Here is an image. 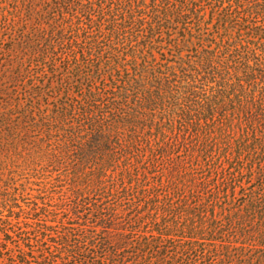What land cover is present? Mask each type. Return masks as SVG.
Segmentation results:
<instances>
[{"label":"trees","instance_id":"obj_1","mask_svg":"<svg viewBox=\"0 0 264 264\" xmlns=\"http://www.w3.org/2000/svg\"><path fill=\"white\" fill-rule=\"evenodd\" d=\"M0 264H264V0H0Z\"/></svg>","mask_w":264,"mask_h":264}]
</instances>
